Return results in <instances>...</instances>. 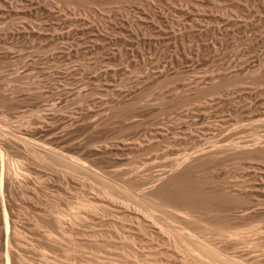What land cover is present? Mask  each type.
I'll use <instances>...</instances> for the list:
<instances>
[{
  "label": "rangeland",
  "instance_id": "374dc122",
  "mask_svg": "<svg viewBox=\"0 0 264 264\" xmlns=\"http://www.w3.org/2000/svg\"><path fill=\"white\" fill-rule=\"evenodd\" d=\"M0 133V264H264V0H0Z\"/></svg>",
  "mask_w": 264,
  "mask_h": 264
},
{
  "label": "bare ground",
  "instance_id": "6f19581e",
  "mask_svg": "<svg viewBox=\"0 0 264 264\" xmlns=\"http://www.w3.org/2000/svg\"><path fill=\"white\" fill-rule=\"evenodd\" d=\"M127 104H124V106ZM122 105V107H124ZM126 109V108H125ZM123 110V109H122ZM1 134V133H0ZM2 147V146H1ZM235 149V148H234ZM234 149L231 152H234ZM2 148H0V163L2 164L3 160V154L2 153ZM202 152V151H201ZM224 151H221L220 149H218L217 151H212L210 153H203V154H197L195 157H193L191 159L190 162H188L187 164L185 163L184 167L182 168V170L176 174H174L173 176H169L167 177L165 180H163L162 184L159 186L158 189L155 190V192L159 191L160 189H164V191L166 192H170L172 189H170L171 184H175V191L172 190L174 192V195L178 198L177 200H181L184 203H191V204H209L211 202L212 199L214 198H218L219 200H224V201H232L233 197H230L229 195L223 193L219 195H213L211 193H209L208 191H205L202 189L201 184L199 185L200 182H190L189 181V175L191 173V171L195 172L194 170H196L198 167H200L201 163L214 158V156L217 153H221ZM225 153V152H224ZM229 153V152H228ZM235 153V152H234ZM217 157V156H216ZM4 159V158H3ZM12 169V168H11ZM1 172V170H0ZM9 173V172H8ZM7 173V174H8ZM12 173V172H11ZM10 173V174H11ZM14 173V172H13ZM2 174V172L0 173ZM3 181L2 180V175H0V188H2L3 185ZM6 182V181H5ZM5 187V186H4ZM177 188V189H176ZM172 195V194H170ZM173 196V195H172ZM169 197V196H168ZM171 197V196H170ZM174 197V198H176ZM232 198V199H231ZM235 198V197H234ZM239 198V197H237ZM235 201V200H234ZM177 209V208H176ZM179 211V210H178ZM187 212V211H186ZM175 213V212H174ZM149 214V213H148ZM177 215V214H176ZM187 215V214H186ZM178 216V215H177ZM181 217V215H180ZM7 219V218H6ZM7 221H5V225L7 227L8 223H6ZM7 229V228H6ZM260 229V228H259ZM258 229V230H259ZM7 262V259H6ZM209 262V261H208ZM9 263V262H8ZM210 263V262H209ZM5 264V263H4ZM7 264V263H6Z\"/></svg>",
  "mask_w": 264,
  "mask_h": 264
}]
</instances>
